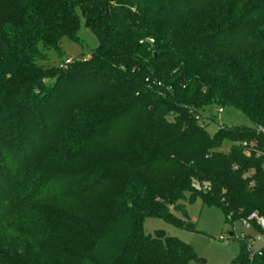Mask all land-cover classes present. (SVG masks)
I'll return each mask as SVG.
<instances>
[{
    "label": "trees",
    "instance_id": "obj_1",
    "mask_svg": "<svg viewBox=\"0 0 264 264\" xmlns=\"http://www.w3.org/2000/svg\"><path fill=\"white\" fill-rule=\"evenodd\" d=\"M77 12L96 47L44 67L81 42ZM212 104L252 126L210 135ZM263 165L264 0H0V264H192L144 218L193 229L173 211L196 198L264 217ZM19 203L40 226L13 223ZM230 264H264V247L242 239Z\"/></svg>",
    "mask_w": 264,
    "mask_h": 264
},
{
    "label": "rangeland",
    "instance_id": "obj_2",
    "mask_svg": "<svg viewBox=\"0 0 264 264\" xmlns=\"http://www.w3.org/2000/svg\"><path fill=\"white\" fill-rule=\"evenodd\" d=\"M79 42L63 37L60 41V51L48 50L46 59L41 62L44 67H50L62 62L66 57L76 59H86L97 45V40L92 32L85 26L84 20L79 12ZM201 119L205 121L206 130L213 135L219 125H244L252 126V121L240 110L233 106L216 104L205 107L201 112ZM224 145H228L225 142ZM264 167V165H263ZM24 187L23 185L21 188ZM22 191V189H19ZM183 209L173 211L176 218L192 223L194 228L189 229L184 226H177L158 217H145L143 229L146 234H153L156 230H162L169 236L177 237L183 242L191 245L196 259L192 264H199V260H205V264H230L232 259L240 251L242 239L249 231L253 236L257 233L253 230L244 228L241 222H229L225 220L222 210L215 206L204 205L200 198L193 202L182 201ZM13 212V223L25 222L35 226H40L37 221L39 208L26 207L22 204H15ZM248 232V235L250 234ZM10 231L6 228H0V242H6L11 239ZM231 233L232 235H229ZM222 237V238H221ZM15 242V241H11ZM19 244V241L16 242ZM260 245L255 242L254 247ZM1 248V247H0Z\"/></svg>",
    "mask_w": 264,
    "mask_h": 264
},
{
    "label": "built area",
    "instance_id": "obj_3",
    "mask_svg": "<svg viewBox=\"0 0 264 264\" xmlns=\"http://www.w3.org/2000/svg\"><path fill=\"white\" fill-rule=\"evenodd\" d=\"M151 41V40H150ZM73 62L71 57H66L62 62L58 63L59 68H66L68 64ZM261 129V128H259ZM245 145V142H243ZM248 153V151H247ZM251 172L245 173L243 176H249ZM252 184V182H251ZM242 226L248 230L256 231L257 233L253 236L249 231L244 237L246 249L249 253V256H252L254 253L259 252L261 248L264 247V217L257 214L256 211L251 212L246 218L239 220ZM256 227L260 228L261 231H258ZM222 238V237H221ZM257 242L260 245L254 247L253 244Z\"/></svg>",
    "mask_w": 264,
    "mask_h": 264
},
{
    "label": "water",
    "instance_id": "obj_4",
    "mask_svg": "<svg viewBox=\"0 0 264 264\" xmlns=\"http://www.w3.org/2000/svg\"><path fill=\"white\" fill-rule=\"evenodd\" d=\"M229 235H232L231 233H229ZM206 263V261L205 260H202V259H200L199 260V264H205Z\"/></svg>",
    "mask_w": 264,
    "mask_h": 264
}]
</instances>
